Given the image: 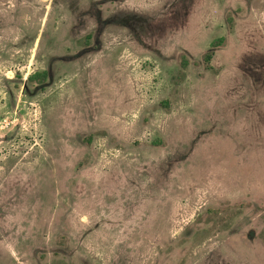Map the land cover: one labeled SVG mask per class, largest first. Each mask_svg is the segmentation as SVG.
<instances>
[{
  "label": "rangeland",
  "instance_id": "obj_1",
  "mask_svg": "<svg viewBox=\"0 0 264 264\" xmlns=\"http://www.w3.org/2000/svg\"><path fill=\"white\" fill-rule=\"evenodd\" d=\"M0 264H264V0H0Z\"/></svg>",
  "mask_w": 264,
  "mask_h": 264
},
{
  "label": "trees",
  "instance_id": "obj_2",
  "mask_svg": "<svg viewBox=\"0 0 264 264\" xmlns=\"http://www.w3.org/2000/svg\"><path fill=\"white\" fill-rule=\"evenodd\" d=\"M222 39H219L218 41H215V42H213V44H212V50L209 52V53H207L206 55H205V61L207 62V63H209L211 60H212V58H213V55H214V49H216L218 46H219V43H222ZM45 75H46V73H42V74H36L34 77H32L31 78V80H35V79H37V77H41V81H44L45 80Z\"/></svg>",
  "mask_w": 264,
  "mask_h": 264
}]
</instances>
